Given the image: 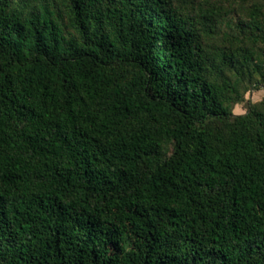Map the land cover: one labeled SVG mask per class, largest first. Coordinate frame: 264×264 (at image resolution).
<instances>
[{"label": "trees", "instance_id": "16d2710c", "mask_svg": "<svg viewBox=\"0 0 264 264\" xmlns=\"http://www.w3.org/2000/svg\"><path fill=\"white\" fill-rule=\"evenodd\" d=\"M264 2L0 0V264H264Z\"/></svg>", "mask_w": 264, "mask_h": 264}, {"label": "rangeland", "instance_id": "374dc122", "mask_svg": "<svg viewBox=\"0 0 264 264\" xmlns=\"http://www.w3.org/2000/svg\"><path fill=\"white\" fill-rule=\"evenodd\" d=\"M258 1L264 2V0H258ZM258 28L259 29H256V33L258 35H263L264 24L261 23ZM260 102H264V88H260L257 90L250 86L248 92L245 95V101L240 104L234 105L232 108V113L235 115L244 114L247 111L249 104H258Z\"/></svg>", "mask_w": 264, "mask_h": 264}]
</instances>
